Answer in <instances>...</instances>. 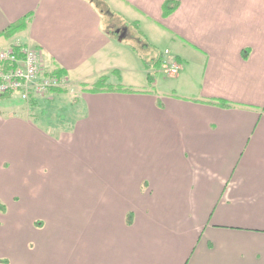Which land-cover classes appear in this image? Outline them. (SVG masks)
Here are the masks:
<instances>
[{"label": "crops", "instance_id": "1", "mask_svg": "<svg viewBox=\"0 0 264 264\" xmlns=\"http://www.w3.org/2000/svg\"><path fill=\"white\" fill-rule=\"evenodd\" d=\"M16 41L68 84L0 97V264H264V0H0Z\"/></svg>", "mask_w": 264, "mask_h": 264}, {"label": "built area", "instance_id": "2", "mask_svg": "<svg viewBox=\"0 0 264 264\" xmlns=\"http://www.w3.org/2000/svg\"><path fill=\"white\" fill-rule=\"evenodd\" d=\"M169 54V50L165 52ZM165 73L177 75L181 64L167 59ZM43 54L40 50L16 41L8 49L0 51V94L15 93L25 101L33 95L41 96L54 89L67 86L65 76L45 73Z\"/></svg>", "mask_w": 264, "mask_h": 264}, {"label": "rangeland", "instance_id": "3", "mask_svg": "<svg viewBox=\"0 0 264 264\" xmlns=\"http://www.w3.org/2000/svg\"><path fill=\"white\" fill-rule=\"evenodd\" d=\"M138 31V30H137ZM136 31V29L134 30V32H135V36H134V39H132L131 41L133 42V44H134V46H135V48L137 49V51L138 52H140L141 54L140 55H144L145 56V58L146 59H149L150 58V56H148L147 54H150V55H152V54H160L161 52H163L164 50H165V47L166 46H164V44H159L158 46H151L150 45V41H149V39L148 38H145L144 36H142L140 33H138ZM148 44V45H147ZM145 45H147V46H145ZM165 60H166V56L164 57V60H163V62L161 63L162 64V66H161V69H162V71H165V68H166V64H165ZM154 67V69H155V71H158L159 70V66H157V67H155V66H153ZM116 74V76H118V74L117 73H114V72H112L111 74H110V77L111 76H114ZM165 74V73H164ZM154 75V74H153ZM166 75H168V74H166ZM166 75H163V73L162 74H156V76H161V77H163V78H166V79H169L170 77H167ZM171 76V75H170ZM107 78V77H106ZM105 78V79H106ZM119 79V78H118ZM100 81L98 80L96 83H99ZM106 82L108 83V81L106 80ZM105 82H100L99 84H98V86L99 87H101V86H104L103 84H104ZM84 85H82L81 87H83ZM75 87V86H74ZM74 87H72V89H78L79 87H80V85H77L76 86V88H74ZM65 88H67V87H65ZM60 98H67V96H64V97H60Z\"/></svg>", "mask_w": 264, "mask_h": 264}, {"label": "trees", "instance_id": "4", "mask_svg": "<svg viewBox=\"0 0 264 264\" xmlns=\"http://www.w3.org/2000/svg\"><path fill=\"white\" fill-rule=\"evenodd\" d=\"M168 10V9H167ZM22 23L23 22H20L19 24H14L13 26L9 27L5 32L4 34L7 36V37H13L19 28H23L22 26ZM56 75H60L61 72L58 71L57 73H55ZM149 79H150V75L148 76ZM100 82H105V79L104 77L101 78L99 80ZM99 82V83H100ZM99 83H96V84H92L91 87H87V86H84L83 88H86V89H92L91 91H100V90H104L103 87H99L98 84ZM56 91H60V90H63V89H55ZM126 90H132V89H126ZM3 94H0V97L2 96ZM205 102L209 103V104H215V105H219V106H224V107H231L233 106L232 103L230 102H227V101H223V100H220V99H209V100H204ZM1 204V202H0Z\"/></svg>", "mask_w": 264, "mask_h": 264}]
</instances>
